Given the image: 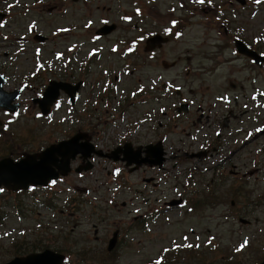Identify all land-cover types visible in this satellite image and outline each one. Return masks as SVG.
Instances as JSON below:
<instances>
[{
    "label": "rangeland",
    "instance_id": "rangeland-1",
    "mask_svg": "<svg viewBox=\"0 0 264 264\" xmlns=\"http://www.w3.org/2000/svg\"><path fill=\"white\" fill-rule=\"evenodd\" d=\"M207 1L217 5L220 11L214 18V29L210 28L203 13H200L203 25L194 20L190 21L182 40L164 46L163 50L150 60L143 51V43L139 44L134 58L126 59L111 53L113 45L118 40L131 34L140 36L141 30L149 29L145 21L156 22L154 17L146 13L148 9H143L147 0H80L77 3L71 0H0V12L6 15L4 26L0 27V69L9 78L4 89L8 91L17 88L23 76L35 73L37 66L48 68V71L40 73L38 81L34 82L32 87L26 88L23 93V103L28 112L31 110V100L39 98L38 95L43 93L50 80L69 84L82 81L76 115L82 116L87 112L88 114L83 119L79 118V122L74 124L68 122L73 129L77 128L75 126L80 128V125L86 130L92 129L91 132H86L91 136V142L101 152H108L106 154L109 155L113 147L116 144L121 145L122 142H130L134 146L156 140L164 148L166 157L164 166L148 170L144 174L127 173L122 168L123 166L126 168L125 163L121 161L113 163L112 160L95 158V166L90 172L89 186L93 189L90 197L103 198L99 200L103 201L101 208L106 206L108 209L104 215V218H109L106 224H112L120 218L127 225L135 213L131 206L118 216L116 213H110L108 206L110 201H113L112 197L116 198L118 206L121 202H128L132 196V188L137 187L142 175L146 177L152 175L159 183L150 189L147 202L141 210L147 215L154 213V220H148L149 230L144 233L137 228L127 232L117 254L105 264H144L156 259H169L173 264H258L264 256V136L240 147L245 141L242 135L234 139L229 133H219L223 144L217 158L213 157L206 161L190 160L183 155L198 152L199 146L202 145V139L190 127V121H195L197 116H194L193 111L198 106L205 114H217L213 110L216 106L215 99L227 93L234 110V118L230 121L229 128L235 125L236 129L241 123L243 105L252 91L248 82L250 77H253L254 68L241 59H231L230 52L223 50L220 43L215 42L221 40L216 31L217 28L220 29L221 12L224 11L225 15V11L230 12L235 30L252 42L254 39L262 41L259 42L264 50V0H245V6L239 5L235 0H232L233 5L227 4V0ZM134 3L137 7L142 6L144 17L138 19L134 16ZM128 18L130 21L132 18V22ZM102 23L115 24V30L109 36L96 40L95 32ZM135 24H138L136 31L133 26ZM35 34L44 36L46 42L35 43L33 40ZM123 49V46L119 45L117 50L121 52ZM67 50L69 53L62 55ZM187 54L191 55L194 66L205 68L217 66L219 67L217 72L179 76L181 67L186 63L185 58L189 57ZM216 54L219 55L217 59ZM163 62L167 66L175 63L174 68L169 66L164 69L161 65ZM127 63L131 66L126 67ZM85 65L86 67H83ZM63 67L69 69L63 70ZM258 74L261 76L260 82L264 83V71ZM162 83L184 84L187 86L186 95L194 100L191 114L179 117L177 123L173 125V130L167 133H164L163 127L159 130L157 123L162 126L161 124L167 125L169 122L170 111L166 109L163 113L165 115H162L159 109L165 107L168 102L158 104L156 101H150L143 93L133 97L138 87H145L147 90L149 85L160 87ZM61 98L62 110L58 116H54V119H57L55 121L68 116L64 115L67 97ZM146 114H149L147 118ZM124 115H127V120L121 126L119 123L123 121ZM47 123L49 124L43 128L46 142L58 139L59 133L70 129L69 126L55 129L51 122ZM214 127L211 128L210 125L209 131H206V134L203 132L202 137L210 134L215 139L218 135L215 136ZM196 138H199V141ZM118 145L115 149L119 147ZM236 149L239 151L231 156L230 153ZM121 157L120 154L119 158ZM228 157L230 162L228 160L227 165L221 163L214 170L209 168L215 162ZM254 163L259 164L263 170L256 176L247 178L244 187L250 192V196L234 197L232 200L234 209L231 211L229 202L220 200L217 206L194 211L187 210L189 203L181 209H166L163 206L164 201L170 202L171 199L183 196V193L187 194V199L194 198L193 192L207 191V186L212 180L217 184L225 180L220 193L224 196L229 189L237 186L232 184L228 175L231 165L236 167L239 174H247ZM112 170L116 173L120 171L116 182H113L111 177ZM190 170L197 173L193 179L187 176ZM119 181L122 183L129 181L134 186L129 185L130 189H124L116 196L112 188L119 184ZM39 196L43 198L45 192ZM21 202L23 206H19ZM55 203H53L55 206L56 204L61 206V203ZM59 209L61 207L52 212L44 205L30 201L27 196H23L22 200L17 202H14L13 198H9L8 201L0 199V264L7 263L15 257L7 255L11 252L10 246L14 241L29 244L42 242L15 254L16 257H20L44 249L60 252L56 248L61 244L64 249H70L72 245L87 241L89 237L92 239L93 231L88 220L91 213L87 205H77L75 214L70 218L60 217L57 212ZM94 216L102 217L98 211L94 212ZM239 218L248 220L250 224L241 225L238 222ZM144 221L143 219L142 222ZM114 229L111 225L110 235ZM199 233H203V240L208 235L216 236L215 251L206 247L195 254L187 250L175 253L170 249L174 241L182 243L181 238L184 235L193 243L195 235ZM242 240H249L250 244L244 245V249L236 253V250H233ZM104 251L105 246L101 250H96L95 258L99 261L107 260Z\"/></svg>",
    "mask_w": 264,
    "mask_h": 264
},
{
    "label": "flooded vegetation",
    "instance_id": "flooded-vegetation-1",
    "mask_svg": "<svg viewBox=\"0 0 264 264\" xmlns=\"http://www.w3.org/2000/svg\"><path fill=\"white\" fill-rule=\"evenodd\" d=\"M213 4V6H212ZM227 4L233 5L232 0H227ZM217 5H214L213 2H209L207 0H147L146 5L143 6L144 10L148 9L149 15L151 17H154L155 23H151L150 21H145V24L149 29L147 30H141L142 34L140 37L142 38L143 34L145 35L144 41H146L148 38L153 37L155 35H159L162 38H167V41L164 43H161L156 46V48L151 52L152 56H155L158 52H161L163 50L164 46H167L171 42H175V37L179 36L177 40H182L184 37V34L186 32V29L188 26H190L189 22L194 20L200 25H203V23L200 21L199 14L203 13V17L206 18L205 22L210 24V28L214 29V22H215V16L219 14V10L217 9ZM141 9V12H140ZM224 12V11H223ZM221 12L222 14V21L219 23V28L216 29V31L219 33L217 36L221 38V40H215V42H219L220 46L223 50H228L231 55V59H241L245 61L248 65L253 64L252 61L248 58H245L241 56L235 49L236 41H239L243 43L244 45H248L251 49H255L256 47L251 43L249 39H247L242 34H239L234 26L233 22L231 20V13L228 11H225L226 15ZM134 16L138 19L144 17L142 14V6L138 7L137 11L133 10ZM216 14V15H215ZM172 15V17L168 16ZM167 17L166 21L164 19ZM166 23V25L161 24L159 22ZM216 27V26H215ZM134 29H138V24L134 25ZM238 30V29H237ZM126 38L130 39L128 41ZM125 38L126 46L132 47V52L138 49L139 47V36L136 37L135 34L128 35ZM254 43V42H253ZM262 55V54H261ZM134 54L131 53L130 58H134ZM186 56H189L185 58L186 63L181 67V70L179 71V76L183 77V75L188 74H198L202 72H210V71H216L219 67L209 66L207 68L199 66H194V62L192 61V57L190 54H187ZM218 54H216V59L218 58ZM191 57V58H190ZM221 62V61H219ZM174 68V67H172ZM36 71L35 73L31 75H24L23 80L20 83V85L17 88H14L12 90L6 91L4 89L7 80L9 79L7 75L4 73L2 69H0V75L3 77V85L2 90L6 94H14L18 93L15 101L11 102V105L14 107L13 112L5 111L3 109H0V162L3 161H11L13 164L19 163L23 160H30L33 163H38L40 156L43 151H45L48 147L52 146L54 148H57L60 143L67 142L76 136L78 137V140L76 142V147L83 150L82 152H79V154L75 155L73 158L70 154H67L68 158V166L67 171L63 173L64 166H65V158L58 155V153L55 152L54 159L55 163L54 165H51L50 168L54 172V177L52 174L48 177V185L46 187H32L29 186L28 188L23 189H16L12 188V185H10L9 188L2 187L0 188V199L5 201L9 198H13L14 202H17L18 200H22L23 196L29 197L30 201L34 202L35 204H42V199H47V201H50L52 203H61V206H57L56 208L61 207L57 212L61 217L67 216V217H73L75 214V208L79 204H85L89 207V211L91 213V216L88 218V220L91 222L92 227V239L89 237L86 239V243L82 242L78 245L80 247H86V249L92 251V257L91 259H96L94 255V251L101 250L104 246L107 247L109 240L112 238L114 233H117V245H116V253L119 249V247L123 244L124 241V235L127 232H132L136 230L137 228L141 229L144 233H147V228L144 227V225H140V222H142L145 214V212H142L141 210L144 209L145 202H147V199L149 197V193L151 192V188L153 189L156 185H158V181L154 179V177L151 175V177H146V175L140 176V183L136 186H134L129 181L126 182H120L115 187L112 188V191L116 196L122 193V190L124 189H130L129 185L134 186L132 188V196L130 197L128 202H121L119 206L115 202V197H112V200L110 201V205L108 206L110 213H116L117 216L121 214L122 211L126 210L128 207H133L135 213L134 216L131 217V222L127 225L124 224L123 219H117L112 224H106V221H109V218H104L106 212L108 211L107 207L104 206L103 209L101 208L103 201L99 200L101 199L98 196H95L94 198H91L90 195L93 192V189L90 184V172L93 170L95 164L94 160L95 158L101 159L104 158L110 160L111 154H106L108 152H101L100 149L91 142V136L86 132H91V130H86L84 126L80 125L76 129H73L70 126V123L68 121H71L72 124L79 122V118H85L87 116V113L82 114V116H77L76 111L78 108V100H80L79 93L80 89L82 88L83 84H81L77 90L76 95H68L63 90H59L58 98L57 100L50 106L49 112L46 115H43L41 112V109L39 108V103L41 101L42 94H39V98L31 100V110L28 112L26 105H24L23 101V93L26 88L32 87L33 83L38 81L39 74L44 73L48 71V68L43 67H35ZM59 69V67L57 68ZM69 69V67H63V70ZM262 68H260L261 70ZM51 72V71H49ZM253 77L249 79V86L253 89H263L264 83L260 82L261 76L257 73L256 70L253 69ZM52 80L49 81V83ZM56 82H63V81H56ZM48 83V84H49ZM66 84H69L67 82H63ZM75 84H70L71 88L75 87ZM168 90L163 85H161V89L163 88V91L159 93L161 96V100L165 101L168 100L171 95V87L173 92H175V89H180L182 92L179 94V97L181 101L180 103H186L189 105V112L184 115L175 116L173 119H179V117H185L189 116L191 114V108L194 100L192 97H188L186 95L185 89L187 86L184 84L180 85H173V84H167ZM152 90H154L153 87H151ZM160 90V89H159ZM62 96H66L67 98L65 103L67 105L66 112H64V115L67 116L61 117L60 121H55L57 119H54V116L60 113L62 110ZM152 98V97H151ZM250 105H248L247 108L244 109L245 113V124H244V130H247L249 128L248 125L251 126L250 122L254 124V127H259L258 129L264 130V124L262 121V114L261 110H256L253 115L249 118L250 112ZM214 111L217 112V114L214 115H205L202 112L201 107H197V109L193 112H195V122H191V128L194 132L198 134V136L201 138H208L209 136L202 137V133L209 131V127L211 125V128L215 129V136H217L219 133H229V130L234 131L235 125L230 127V121L234 118V110L232 109V106L227 104H219L216 103V106L213 108ZM210 112V111H208ZM28 113H35V115ZM78 117V118H77ZM30 118V119H28ZM58 118V117H57ZM31 120V122H30ZM28 121V122H27ZM51 122L54 125V128L58 127H70V129L59 133V138L54 139L51 141L46 142L43 132L45 128L44 125H48ZM239 128V125L236 127ZM54 131V129H53ZM226 131V132H225ZM206 134V133H205ZM220 135H218L219 137ZM197 139V138H196ZM199 141V138L197 139ZM137 142V141H136ZM215 143L214 147H211L212 152L218 144L221 142L223 143V140L221 138H216L215 141H212ZM124 144L130 145L131 152L140 151V157L138 160L143 159L146 157L145 152L146 149L149 146H154V142L146 143L143 145H138L130 142H122V146ZM43 145H45L43 147ZM115 149V146L113 147ZM119 148V147H118ZM111 150L110 152H114L115 150ZM209 151L208 149H206ZM220 148L217 149V152H219ZM210 152V151H209ZM193 153V152H191ZM216 154V153H214ZM117 159H119V155L117 156ZM148 160H151L148 155ZM230 162V158H222L221 163L223 165H227ZM120 161V160H118ZM122 162V161H121ZM141 165L134 169L135 167H122L123 170L127 171V173H139L142 172L143 174L148 170H153L154 167L151 165ZM126 166V164H125ZM234 166V165H231ZM235 167V166H234ZM253 169L251 170L254 172V176L258 174L260 171H262V167L254 163L252 166ZM119 172L111 171V177L113 179V182H116V179L119 177ZM234 175L232 176L233 179L236 181L244 182L243 175L239 174V172H233ZM253 176V177H254ZM71 181V182H70ZM45 192V196L42 198L39 196V194H42ZM185 193H183V196L180 195L179 198L171 199L178 202V204L184 203L185 200ZM98 199V200H97ZM103 199V198H102ZM99 204V205H98ZM19 206H23V203H19ZM163 206L165 208H175L178 209V206L170 207L167 202L164 201ZM36 208V206L34 207ZM102 210V212L100 211ZM98 211L99 215L102 217H95L94 212ZM34 212V211H33ZM103 214V215H102ZM104 218V220H102ZM116 218V217H115ZM114 226V230L111 232V235L109 234V228L110 226ZM130 225V227H128ZM94 243V245H92ZM113 258V257H109ZM90 264V263H89Z\"/></svg>",
    "mask_w": 264,
    "mask_h": 264
},
{
    "label": "water",
    "instance_id": "water-1",
    "mask_svg": "<svg viewBox=\"0 0 264 264\" xmlns=\"http://www.w3.org/2000/svg\"><path fill=\"white\" fill-rule=\"evenodd\" d=\"M78 1V0H73ZM241 4H244L242 0H240ZM2 15L0 14V21L2 19ZM115 29V26H103L98 30V35H107L111 33ZM38 40V42H44V38H39L36 36L35 38ZM161 39L159 37H154L152 39H149L146 42V48L145 51L152 50L154 48L155 42H160ZM236 49L237 52L243 56H247L255 61V63L260 67L262 63L264 62V58L259 57L254 51L248 50L242 43L237 42L236 43ZM170 66H174V64H171ZM165 68H168L167 64H164ZM3 83L2 77L0 76V109H6L9 111L14 110L13 106H10V102L15 98L14 94H6L2 92L1 85ZM62 88L65 90L69 95H76L77 93V87L71 88L67 87L64 84H52V86H49L43 95V101L40 102L39 107L43 114L48 113V108L50 105L54 102V100L58 96V89ZM185 109V108H184ZM78 140V137H75L67 142L60 143L57 148L50 147L47 150H45L39 159L38 163H33L30 160H23L19 163L13 164L11 161H3L0 162V187L4 186L5 188H8L10 184L13 185L12 188L20 189V188H26L28 184L32 185H46L48 183V177L52 174L54 177V172L50 168L51 165H54L55 159L54 154L55 152L58 153V155L65 158L67 154H70L73 158L76 154H79V152L83 153L82 149H79L76 147V142ZM123 153V161L127 162V165H131L135 163L136 167L135 169L142 165L143 163H149L154 166H161L164 159V152L162 150V147L160 145L156 146H149L146 149V153L149 154L152 157V160H147V158H144L142 160H138L140 157L141 152H131L130 146L126 145L124 147V150H116L114 153L115 160L117 159L116 155L118 153ZM200 154H191L188 157L189 158H199ZM65 166L63 173L67 171L68 166V158L66 156L65 158ZM174 203H172L173 205ZM240 223L246 224L245 220L240 219ZM116 243V238L114 237L112 240H110L108 251H111ZM64 257L60 254L54 253L50 250H45L41 253H32L24 257H16L12 259L11 261L4 263V264H63ZM260 264H264V258Z\"/></svg>",
    "mask_w": 264,
    "mask_h": 264
},
{
    "label": "trees",
    "instance_id": "trees-1",
    "mask_svg": "<svg viewBox=\"0 0 264 264\" xmlns=\"http://www.w3.org/2000/svg\"><path fill=\"white\" fill-rule=\"evenodd\" d=\"M233 185H235L234 183H232ZM222 185L216 186V185H210V188L208 189L207 192H205L201 198L199 200H196L194 202L193 205H191V207L195 210H202L206 207L209 206H217L219 205V200L222 201V198L220 197V195L217 193L218 190L222 189ZM232 193V194H231ZM227 195L229 197V199H233L238 198L240 195H247L249 196L247 189L244 186H235L232 187L231 189H229L227 191ZM204 197V198H203ZM231 202H229V206H230V211L231 209L233 210L234 208H231ZM38 243H42V242H37L34 244H29L26 242H19V241H14V243L11 244L10 248H11V252H9L7 255H13V256H17L15 254H18L20 252H22L25 249L31 248L36 246ZM31 245V246H30ZM62 245V244H61ZM58 246V248H56L58 251L62 252V253H66L68 252V256L70 257V262L69 264H75L77 262H80L81 264H85V263H90L91 257H92V251L86 249V247H80L78 244L72 245L70 247V249H64L62 246ZM107 260H102V261H98L99 264H105Z\"/></svg>",
    "mask_w": 264,
    "mask_h": 264
},
{
    "label": "snow or ice",
    "instance_id": "snow-or-ice-1",
    "mask_svg": "<svg viewBox=\"0 0 264 264\" xmlns=\"http://www.w3.org/2000/svg\"><path fill=\"white\" fill-rule=\"evenodd\" d=\"M201 2H203V0H201ZM247 243V241H245V244ZM244 245H242L241 247H243ZM189 247H191V245H189ZM239 250V249H238ZM157 264H159V262H157Z\"/></svg>",
    "mask_w": 264,
    "mask_h": 264
}]
</instances>
